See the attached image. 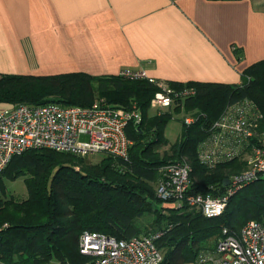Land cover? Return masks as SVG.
<instances>
[{"label":"trees","instance_id":"16d2710c","mask_svg":"<svg viewBox=\"0 0 264 264\" xmlns=\"http://www.w3.org/2000/svg\"><path fill=\"white\" fill-rule=\"evenodd\" d=\"M240 77L238 84L169 82L174 89L193 88L195 95L157 115L149 103L158 88L147 80L84 72L0 74L3 104L88 107L103 99L113 107L135 104L142 114L139 125L127 128L132 141L127 160L102 154L91 161L51 149L27 150L11 159L0 173V262L87 264L89 259L78 251L79 238L84 231H95L116 239L163 232L155 240L163 254L160 264H189L215 252L223 228L236 230L248 220L263 222L264 174L236 191L216 218H205L188 207L175 210L156 196L159 169L186 157L194 193L206 195L213 186V195L222 194L223 181L246 169L239 158L210 167L199 160V147L211 136V123L228 104L252 101L262 116L254 130L264 136V59L248 66ZM174 113L201 115L191 126L184 125L183 117L178 138L169 142L165 127ZM17 178H23L27 189L21 199L5 187V180Z\"/></svg>","mask_w":264,"mask_h":264},{"label":"crops","instance_id":"0c3cea01","mask_svg":"<svg viewBox=\"0 0 264 264\" xmlns=\"http://www.w3.org/2000/svg\"><path fill=\"white\" fill-rule=\"evenodd\" d=\"M263 59L264 0H0V74L238 84Z\"/></svg>","mask_w":264,"mask_h":264},{"label":"built area","instance_id":"2783aa9c","mask_svg":"<svg viewBox=\"0 0 264 264\" xmlns=\"http://www.w3.org/2000/svg\"><path fill=\"white\" fill-rule=\"evenodd\" d=\"M119 76L156 85L158 90L150 100V108L156 114L195 95L193 88L174 89L147 77L142 70H124ZM200 115L184 116V125H194ZM261 117L250 100L228 104L211 123V136L199 147V160L208 167L235 158L246 162L245 170L229 178L224 193L213 195V186L206 195L192 192V167L183 158L159 169L156 196L175 210L188 207L205 218L220 216L236 191L257 179L258 174H264V136L254 130ZM141 120L136 105L113 107L100 99L88 107L43 103L0 109V173L14 156L32 149H51L79 157L107 154L127 160L132 144L127 128L131 123L139 125ZM80 136L88 139L80 141ZM258 136V141L250 142ZM162 234L116 239L100 232L84 231L78 251L89 259L87 264H160L163 254L155 240ZM189 264H264V221L248 220L238 230L223 228L215 252L198 256Z\"/></svg>","mask_w":264,"mask_h":264},{"label":"rangeland","instance_id":"374dc122","mask_svg":"<svg viewBox=\"0 0 264 264\" xmlns=\"http://www.w3.org/2000/svg\"><path fill=\"white\" fill-rule=\"evenodd\" d=\"M119 76V74L117 75ZM169 82H166L165 84L168 85ZM169 86V85H168ZM103 101V99H100ZM3 104V103H2ZM17 103H4V107L3 108H8L12 105H16ZM135 105V104H133ZM151 104L149 103V106ZM2 105L0 104V109H3L1 108ZM150 108V107H149ZM152 108H150L151 110ZM155 109H152V111H154ZM184 116H187L183 113H180V114H175L174 113V116H173V119L170 120L166 127H165V137L170 141V142H174L178 136H179V133L181 131V126H182V118ZM88 138L86 136H80L79 137V140L80 141H85L87 140ZM164 149L168 148V146H165L163 147ZM249 154V153H247ZM102 156V154H96V155H93V156H88L86 158H90L89 160L91 161H97L98 159H100ZM187 158V157H186ZM188 160V159H187ZM189 162V160H188ZM190 163V162H189ZM5 187H6V191L8 194L12 195L14 198H17V199H21L23 197H26L27 196V189H26V186L24 184V181H23V178H17L15 180H5ZM230 230V229H229ZM238 230V229H236ZM221 235H222V232H221ZM213 255V254H212ZM2 264V263H0ZM52 264H58V263H52Z\"/></svg>","mask_w":264,"mask_h":264},{"label":"water","instance_id":"95a60500","mask_svg":"<svg viewBox=\"0 0 264 264\" xmlns=\"http://www.w3.org/2000/svg\"><path fill=\"white\" fill-rule=\"evenodd\" d=\"M229 184V179H225L224 181H223V185L224 186H227Z\"/></svg>","mask_w":264,"mask_h":264}]
</instances>
